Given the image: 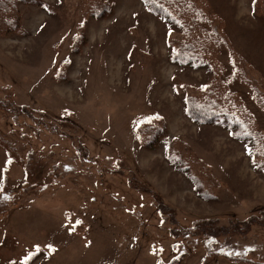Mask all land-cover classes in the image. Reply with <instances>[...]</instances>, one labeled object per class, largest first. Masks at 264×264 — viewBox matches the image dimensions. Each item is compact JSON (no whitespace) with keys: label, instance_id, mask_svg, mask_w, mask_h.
<instances>
[{"label":"rangeland","instance_id":"rangeland-1","mask_svg":"<svg viewBox=\"0 0 264 264\" xmlns=\"http://www.w3.org/2000/svg\"><path fill=\"white\" fill-rule=\"evenodd\" d=\"M98 1L21 6L6 33L0 10V264H264L261 158L185 114L214 77L264 136V0H192L221 19L197 48L208 69L170 61L181 28L141 0ZM155 115L168 133L148 150L132 125ZM171 140L200 191L166 157ZM208 219L219 237L197 230Z\"/></svg>","mask_w":264,"mask_h":264},{"label":"trees","instance_id":"trees-1","mask_svg":"<svg viewBox=\"0 0 264 264\" xmlns=\"http://www.w3.org/2000/svg\"><path fill=\"white\" fill-rule=\"evenodd\" d=\"M92 4L93 13L98 10V0H94ZM142 4L148 12L152 15L165 20L169 24H175L181 28L180 37L171 39L169 46L170 61L173 64H180L183 67L192 69H208L212 67V61L206 60L204 55L205 51L198 52V47L201 45L205 47L208 39V34L213 33L215 38L217 33L220 32L216 23L219 19V13L216 12L213 7L210 10L197 9L195 3L192 0H141ZM101 3V2H100ZM42 5V0H0V10L4 11L3 26H1L3 32H10L13 30H19L21 6ZM105 9L98 11L97 17L109 11L112 13V8L109 3H104ZM194 7L192 8V6ZM7 14H11L10 18H6ZM221 17V16H220ZM221 20V19H219ZM219 32H218V31ZM225 40L217 38L219 47H222ZM209 47V45L207 46ZM240 58L242 55L240 54ZM216 61L217 58H216ZM250 74L248 75L249 83L253 81ZM228 79V76L226 77ZM224 77V82L227 80ZM206 89L201 97L187 96L185 98V114L189 119L198 125L208 126H224L231 133L236 140L246 142L249 145L250 153L256 159L261 158V162L258 164V169L264 173V136L259 131H255L252 122L246 118L237 119L235 114L231 112L233 104L231 100L226 99L228 96H223L220 89L216 85L215 78L213 77L210 85L205 87ZM253 93L256 94L257 88L252 87ZM26 109L22 110L25 112ZM29 114V111H26ZM153 116L154 120H150L146 123L145 119L140 118L136 120L132 125V130L140 135L142 145L145 149L154 150L157 145L166 140L168 128L165 121L162 118ZM158 120V121H157ZM136 123V126L134 125ZM177 145V144H176ZM175 145V140L169 141L166 157L170 161V164L178 171L184 173L195 185V189L200 191L201 184L198 178L192 173L190 164L187 163V157L180 153ZM252 152V150L254 151ZM255 164L256 161L253 160ZM158 201H161L157 198ZM165 205L161 201L160 212H165ZM217 222L213 219L204 220L201 222L200 228L202 232L209 237H219L215 234L218 229L216 228ZM223 233V232H222ZM37 256V255H34ZM32 256V257H34ZM187 257V256H186ZM181 259H185V255L181 254L174 258L171 264H180ZM230 261L234 264H255L254 262L230 258Z\"/></svg>","mask_w":264,"mask_h":264}]
</instances>
